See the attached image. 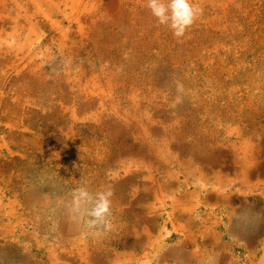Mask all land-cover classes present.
<instances>
[{
    "label": "rangeland",
    "instance_id": "374dc122",
    "mask_svg": "<svg viewBox=\"0 0 264 264\" xmlns=\"http://www.w3.org/2000/svg\"><path fill=\"white\" fill-rule=\"evenodd\" d=\"M36 1L0 0V264H264V0H191L179 39Z\"/></svg>",
    "mask_w": 264,
    "mask_h": 264
},
{
    "label": "clouds",
    "instance_id": "9594fccd",
    "mask_svg": "<svg viewBox=\"0 0 264 264\" xmlns=\"http://www.w3.org/2000/svg\"><path fill=\"white\" fill-rule=\"evenodd\" d=\"M147 7L158 23L167 26L177 39L183 37L202 14V9L193 6L191 0H147ZM111 195V192L101 194L100 202L91 213L97 221L103 222L105 216L111 214Z\"/></svg>",
    "mask_w": 264,
    "mask_h": 264
},
{
    "label": "bare ground",
    "instance_id": "6f19581e",
    "mask_svg": "<svg viewBox=\"0 0 264 264\" xmlns=\"http://www.w3.org/2000/svg\"><path fill=\"white\" fill-rule=\"evenodd\" d=\"M34 1V0H33ZM43 1V0H42ZM69 1V4L68 5H70V6H72V5H75L78 1H75V0H65L64 1V4H65V2H68ZM44 3V2H43ZM48 3V5H51L50 4V1H48L47 2ZM56 4L57 3H55V7H56ZM33 5L35 6V7H38L39 8V5H41V4H39V1L37 0L36 2H33ZM45 5V4H44ZM66 5V4H65ZM67 7V6H66ZM65 7V8H66ZM44 8V7H43ZM51 8H52V6H51ZM68 8H69V6H68ZM72 8V7H71ZM71 8H69V9H71ZM36 9V8H35ZM42 9V8H41ZM41 9H36L38 12H42V14L44 15V17H46L47 19H50L51 18V15L48 13V12H46V11H40ZM58 9V8H57ZM64 9V8H63ZM73 9V8H72ZM24 10V9H23ZM43 10V9H42ZM32 11V10H31ZM54 11V10H53ZM21 12V11H20ZM51 12V11H50ZM65 12V11H64ZM23 13V12H22ZM32 13V12H31ZM37 13V12H36ZM15 14H19V12L18 13H16L15 12ZM24 14V13H23ZM54 14V13H53ZM72 14V13H71ZM65 15H66V12H65ZM19 16H21V15H19ZM30 17V16H29ZM14 18V17H13ZM19 18V17H18ZM21 18H22V16H21ZM34 18V17H33ZM30 21V20H29ZM4 22V21H3ZM8 22H9V20H8ZM12 22H13V19H12ZM5 23V22H4ZM27 23V22H26ZM55 23V22H54ZM18 24V23H17ZM53 25V24H52ZM1 26V25H0ZM5 26V25H4ZM8 26V25H7ZM10 26H12V28H13V24L12 25H10ZM15 26V25H14ZM5 28V27H4ZM11 28V29H12ZM15 29V28H14ZM17 29V28H16ZM20 29V28H19ZM24 29V28H23ZM68 29V28H67ZM67 29L65 28V29H63V31H62V34L64 35L65 34V31H67ZM69 30V29H68ZM1 32V31H0ZM18 32H19V30H18ZM2 33V32H1ZM9 33V32H8ZM4 34V33H3ZM6 34V33H5ZM13 34V33H12ZM14 34H16V33H14ZM67 34V33H66ZM8 35V34H7ZM17 35V34H16ZM10 37V36H9ZM17 37V36H16ZM10 39H12V38H10ZM18 39V38H17ZM64 39V38H63ZM1 41H3L4 42V38L1 40ZM7 41V40H6ZM9 41V40H8ZM16 42H17V40H15ZM62 41V40H61ZM17 45V44H16ZM1 51V50H0ZM259 146V145H258ZM258 150V149H257ZM247 150H243L242 151V155H241V157L243 156V158H245L246 157V159H247ZM258 153V152H257ZM237 155V154H236ZM245 159V161H243V163L245 164V165H247V164H250V160H246ZM241 160H243V159H241ZM259 161V160H258ZM253 162V161H252ZM260 162V161H259ZM234 163H236V162H234ZM236 165V164H235ZM245 165H244V167L241 169V168H239V169H241V170H243V175H242V181L241 182H244V180H246V178H243V177H245L244 176V172H246V170L247 169H245ZM257 165V164H256ZM257 167V166H256ZM197 168V167H196ZM248 168H250V167H248ZM193 169V168H192ZM195 169V168H194ZM189 171V170H188ZM201 172V171H200ZM218 173V172H217ZM235 173V172H234ZM192 174V173H191ZM219 174V173H218ZM206 176V175H205ZM201 177V176H200ZM255 178L256 179H258L259 177H256L255 176ZM247 179H249V178H247ZM251 179V178H250ZM260 179V178H259ZM259 179H258V181H259ZM206 181V180H205ZM248 181V180H247ZM256 181V180H255ZM212 182V181H211ZM216 182H217V180H216ZM249 182H250V180H249ZM201 183H203V182H201ZM247 183V182H246ZM258 183V182H257ZM263 183V182H262ZM217 184V183H216ZM245 184V183H244ZM243 185V184H242ZM251 187V186H250ZM221 188V187H220ZM161 195H164V194H161ZM195 195V194H194ZM193 195V196H194ZM158 197H156V199H157ZM171 198V197H170ZM165 199H166V197L165 196H162L161 198H159V201L161 202L162 201V206L163 207H167V204H166V202H165ZM225 199V198H224ZM178 203H179V200H178ZM178 205V204H177ZM176 205V206H177ZM161 206V205H160ZM172 206H174V205H172ZM175 207V206H174ZM173 207V208H174ZM162 208V207H161ZM167 213V212H166ZM172 213V212H171ZM149 241V243H148V245H151L152 244V242H153V240L151 241V243H150V238H149V235H148V240L146 241V242H144V244L146 245V243ZM142 243V242H141ZM154 244V243H153Z\"/></svg>",
    "mask_w": 264,
    "mask_h": 264
}]
</instances>
